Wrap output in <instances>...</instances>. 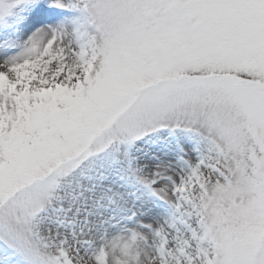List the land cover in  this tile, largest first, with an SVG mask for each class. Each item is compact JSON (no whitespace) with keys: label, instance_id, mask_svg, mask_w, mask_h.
<instances>
[{"label":"snow or ice","instance_id":"obj_1","mask_svg":"<svg viewBox=\"0 0 264 264\" xmlns=\"http://www.w3.org/2000/svg\"><path fill=\"white\" fill-rule=\"evenodd\" d=\"M0 264H264V0H0Z\"/></svg>","mask_w":264,"mask_h":264}]
</instances>
